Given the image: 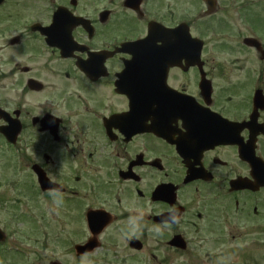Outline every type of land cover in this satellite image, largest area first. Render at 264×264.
I'll list each match as a JSON object with an SVG mask.
<instances>
[{
  "label": "flooded vegetation",
  "instance_id": "flooded-vegetation-1",
  "mask_svg": "<svg viewBox=\"0 0 264 264\" xmlns=\"http://www.w3.org/2000/svg\"><path fill=\"white\" fill-rule=\"evenodd\" d=\"M251 6L264 12V0H0V264H18L8 205L56 240L43 264H236L242 247L256 264L264 15ZM160 24L183 28L156 40ZM217 30L242 52L205 54ZM137 209L143 226L127 230Z\"/></svg>",
  "mask_w": 264,
  "mask_h": 264
},
{
  "label": "rangeland",
  "instance_id": "rangeland-1",
  "mask_svg": "<svg viewBox=\"0 0 264 264\" xmlns=\"http://www.w3.org/2000/svg\"><path fill=\"white\" fill-rule=\"evenodd\" d=\"M262 2V1H261ZM252 10L253 15L255 17L261 16L263 18L264 12H259V9H257L256 6H251L250 7ZM262 13V14H261ZM175 20L179 19H170L167 20L166 22H174ZM127 22H123L121 26H125ZM240 25V24H239ZM257 27V28H256ZM256 27H253L254 34L259 38V40L264 44V24H260ZM129 26H125V31L131 30ZM138 30V27H136V31ZM243 31V30H242ZM220 30H217L216 34V40L211 41L208 43V45L205 48V54L209 55H220L224 56V60H230V57H232L234 54L242 52L239 47H232L230 48L229 44L222 45L219 43V36ZM245 32V31H243ZM211 33V32H208ZM205 33L204 34H208ZM215 36V35H214ZM213 34H208L206 37L208 41L212 38H214ZM249 51V50H248ZM23 187V185H22ZM15 192L14 190H12ZM17 195H19L17 193ZM14 198V197H13ZM22 208V207H21ZM20 208V209H21ZM22 209H27L26 207H23ZM30 211L32 212L33 207L29 208ZM7 213H9L10 218H12V224L10 227V231L13 234V240L15 245L17 246V263L18 264H29L30 262H35L40 261L41 264H43L47 259L53 258L55 256H58L59 253L57 252V243L55 239L52 240H47L46 243H44V240L42 239V233L39 232V229H29L28 224H31L33 227V222L27 223L26 221L23 220V217L18 214V209L17 210H11L9 205L7 207ZM34 213V212H33ZM20 215V216H19ZM19 216V217H18ZM38 214H36L35 219L33 220L36 224V227H39V224L41 222H38ZM32 251V254H31ZM247 253L244 252V247L241 248L239 256L238 252L235 254H231V258L228 259L229 261H234L236 264H250L246 260V255ZM257 255V261L256 264H264V248L263 250H257L256 254ZM35 264V263H34ZM116 264H156L155 261H143V260H135L133 258L128 259L127 261H122L119 260ZM158 264H207L206 259L204 257H190V256H184V257H173L167 261H160Z\"/></svg>",
  "mask_w": 264,
  "mask_h": 264
},
{
  "label": "clouds",
  "instance_id": "clouds-1",
  "mask_svg": "<svg viewBox=\"0 0 264 264\" xmlns=\"http://www.w3.org/2000/svg\"><path fill=\"white\" fill-rule=\"evenodd\" d=\"M53 177L54 175L47 178L51 184L48 190V196L50 197L48 210L50 213L54 214L63 205L64 196H63V188L59 183L56 182V180ZM171 212L172 210H170V219L176 220L177 216L171 215ZM143 221H144L143 212L142 210L137 209L135 212L130 214L125 227L127 230H138L143 226Z\"/></svg>",
  "mask_w": 264,
  "mask_h": 264
},
{
  "label": "water",
  "instance_id": "water-1",
  "mask_svg": "<svg viewBox=\"0 0 264 264\" xmlns=\"http://www.w3.org/2000/svg\"><path fill=\"white\" fill-rule=\"evenodd\" d=\"M152 27L151 26H149V30L151 29ZM176 29H173V30H171V32L172 31H175ZM171 32H166L165 30H163V29H158L157 30V32L156 33H153V35L154 36H158L157 37V39L156 40H159L160 38H162V39H165V38H169V37H171V35H172V33ZM190 42H191V44L194 42V39H190ZM256 42V41H255ZM256 44V46H258V43L256 42L255 43ZM199 49H200V47H198V48H195V46H193L192 47V52H191V54L192 55H195V56H199V54H198V52H199ZM169 53H170V51H169ZM92 244V243H91ZM94 244V243H93ZM54 264V263H53Z\"/></svg>",
  "mask_w": 264,
  "mask_h": 264
}]
</instances>
